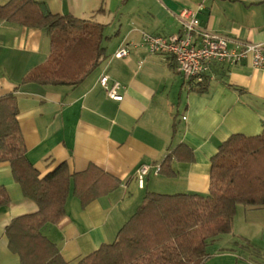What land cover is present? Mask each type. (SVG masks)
I'll return each mask as SVG.
<instances>
[{"label": "crops", "instance_id": "1", "mask_svg": "<svg viewBox=\"0 0 264 264\" xmlns=\"http://www.w3.org/2000/svg\"><path fill=\"white\" fill-rule=\"evenodd\" d=\"M8 0H0V4ZM52 14L72 15L104 25L106 58L76 87L22 83L49 52L44 29L0 21V96L13 93L27 161L40 176L66 162L69 173L94 165L119 180L112 192L82 207L71 192L65 215L41 231L67 264H76L119 228L142 202L144 190L205 194L210 158L229 135H257L264 122V66L243 61L217 65L206 91L189 90L174 59L150 52L142 34L167 36L180 31L178 14L193 11L202 27L227 36L229 46L255 42L264 48V0H38ZM126 46L122 58L112 54ZM121 83L112 99L98 83L101 74ZM191 148L192 161L172 162L175 176L154 168L174 146ZM148 165L144 187L138 168ZM0 185L10 202L0 207V264L19 263L8 248L5 226L16 216L33 213L36 204L13 179L8 162H0ZM225 235V236H224ZM203 264H264V205L236 206L230 233L210 244Z\"/></svg>", "mask_w": 264, "mask_h": 264}, {"label": "trees", "instance_id": "2", "mask_svg": "<svg viewBox=\"0 0 264 264\" xmlns=\"http://www.w3.org/2000/svg\"><path fill=\"white\" fill-rule=\"evenodd\" d=\"M0 21L44 29L49 39L46 60L21 82L76 87L106 58L104 25L72 15L52 14L38 0H8L0 4ZM209 78L189 90L204 92ZM13 93L0 96V162H8L13 179L37 210L16 216L5 226L8 248L20 264H67L56 245L41 231L65 215L69 192L84 207L119 186V180L94 165L69 173L66 162L40 176L27 161ZM192 161L185 143L169 150L158 174L172 178V162ZM10 202L0 185V207ZM264 205V122L257 135H229L210 158L205 194L145 191L142 202L119 228L116 238L102 243L76 264H203L209 246L230 233L236 206Z\"/></svg>", "mask_w": 264, "mask_h": 264}, {"label": "built area", "instance_id": "3", "mask_svg": "<svg viewBox=\"0 0 264 264\" xmlns=\"http://www.w3.org/2000/svg\"><path fill=\"white\" fill-rule=\"evenodd\" d=\"M180 31L167 36L143 33L142 39L150 52L165 53L171 56L176 68L184 78L193 83L203 82L205 77H214L213 68L217 65H232L247 62L253 68L264 66V48L255 42H240V47H230L227 36L213 32L201 26L193 11L184 8L178 14ZM126 46L119 47L112 54L122 58L128 54ZM98 83L112 99H120L122 85L119 81L110 79L103 73ZM159 166L154 168L158 173ZM148 165H141L137 171L136 182L139 188L144 187V175ZM20 264V263H14Z\"/></svg>", "mask_w": 264, "mask_h": 264}, {"label": "rangeland", "instance_id": "4", "mask_svg": "<svg viewBox=\"0 0 264 264\" xmlns=\"http://www.w3.org/2000/svg\"><path fill=\"white\" fill-rule=\"evenodd\" d=\"M145 191H146V190H144V194H145ZM224 236H225V235H224ZM213 247H214V246H213ZM213 247L210 245V246H209V251L212 250Z\"/></svg>", "mask_w": 264, "mask_h": 264}]
</instances>
